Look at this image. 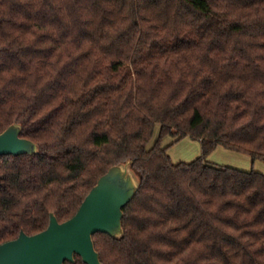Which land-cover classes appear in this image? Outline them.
<instances>
[{
	"label": "trees",
	"instance_id": "obj_1",
	"mask_svg": "<svg viewBox=\"0 0 264 264\" xmlns=\"http://www.w3.org/2000/svg\"><path fill=\"white\" fill-rule=\"evenodd\" d=\"M14 123L39 153L0 157V245L132 160L103 264H264V174L208 160L264 161V0H0V133ZM186 138L202 154L174 163Z\"/></svg>",
	"mask_w": 264,
	"mask_h": 264
},
{
	"label": "water",
	"instance_id": "obj_2",
	"mask_svg": "<svg viewBox=\"0 0 264 264\" xmlns=\"http://www.w3.org/2000/svg\"><path fill=\"white\" fill-rule=\"evenodd\" d=\"M23 127L14 123L0 133V157L34 155L39 146L21 136ZM128 160L113 166L102 176L71 219L60 222L52 213L48 228L38 234L20 236L0 245V264L76 263V255L86 264H103L96 250L94 235L124 236V208L133 200L141 179Z\"/></svg>",
	"mask_w": 264,
	"mask_h": 264
},
{
	"label": "rangeland",
	"instance_id": "obj_3",
	"mask_svg": "<svg viewBox=\"0 0 264 264\" xmlns=\"http://www.w3.org/2000/svg\"><path fill=\"white\" fill-rule=\"evenodd\" d=\"M172 142L173 140L168 137L164 145H170ZM169 153L174 163L191 162L201 156L202 146L198 140L186 138L174 144L169 149ZM208 160L220 166L232 167L248 172L254 170L264 174V161L259 159L254 161L248 154L234 152L224 147L216 149Z\"/></svg>",
	"mask_w": 264,
	"mask_h": 264
}]
</instances>
